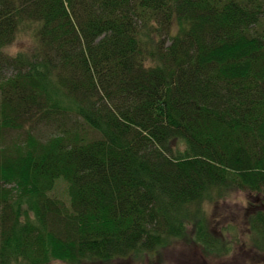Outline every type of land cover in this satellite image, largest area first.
<instances>
[{
  "label": "trees",
  "instance_id": "trees-1",
  "mask_svg": "<svg viewBox=\"0 0 264 264\" xmlns=\"http://www.w3.org/2000/svg\"><path fill=\"white\" fill-rule=\"evenodd\" d=\"M236 190L264 197V0H0V264L221 255Z\"/></svg>",
  "mask_w": 264,
  "mask_h": 264
},
{
  "label": "rangeland",
  "instance_id": "rangeland-1",
  "mask_svg": "<svg viewBox=\"0 0 264 264\" xmlns=\"http://www.w3.org/2000/svg\"><path fill=\"white\" fill-rule=\"evenodd\" d=\"M27 43L26 39L18 40L10 51L15 53ZM51 195L71 205L68 185L64 180L57 181ZM259 197L262 198L249 191L236 190L217 203L207 202L204 205L213 235L228 244L227 248L222 247L221 255L206 256L199 244L191 240H177L157 251L118 258L109 264H264V252L253 243L247 224L252 214L264 211ZM49 264L68 263L51 261Z\"/></svg>",
  "mask_w": 264,
  "mask_h": 264
},
{
  "label": "flooded vegetation",
  "instance_id": "flooded-vegetation-1",
  "mask_svg": "<svg viewBox=\"0 0 264 264\" xmlns=\"http://www.w3.org/2000/svg\"><path fill=\"white\" fill-rule=\"evenodd\" d=\"M259 200L261 201L260 203H262V206H261V208H262L264 206V204H263L264 203V197H262V198L259 197Z\"/></svg>",
  "mask_w": 264,
  "mask_h": 264
}]
</instances>
